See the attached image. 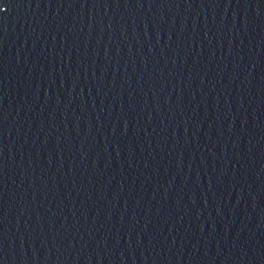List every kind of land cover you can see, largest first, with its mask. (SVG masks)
<instances>
[{
	"label": "water",
	"instance_id": "obj_1",
	"mask_svg": "<svg viewBox=\"0 0 264 264\" xmlns=\"http://www.w3.org/2000/svg\"><path fill=\"white\" fill-rule=\"evenodd\" d=\"M0 264H264V0H0Z\"/></svg>",
	"mask_w": 264,
	"mask_h": 264
}]
</instances>
